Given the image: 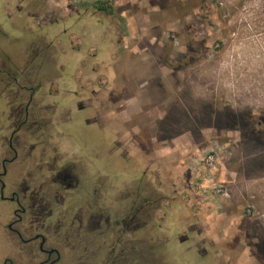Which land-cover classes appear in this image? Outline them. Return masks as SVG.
I'll return each mask as SVG.
<instances>
[{"label": "rangeland", "instance_id": "1", "mask_svg": "<svg viewBox=\"0 0 264 264\" xmlns=\"http://www.w3.org/2000/svg\"><path fill=\"white\" fill-rule=\"evenodd\" d=\"M106 1L0 0V69H33L25 81L40 91L96 87L103 100L118 97L115 74L124 69L120 84L145 97V151L123 158L106 122L103 174L118 206L121 180L151 197L137 232L150 236V264H264L263 0ZM169 145L176 151L155 155ZM209 150L216 162L205 180ZM216 184L227 196L213 198ZM13 255L3 237L0 258Z\"/></svg>", "mask_w": 264, "mask_h": 264}, {"label": "flooded vegetation", "instance_id": "2", "mask_svg": "<svg viewBox=\"0 0 264 264\" xmlns=\"http://www.w3.org/2000/svg\"><path fill=\"white\" fill-rule=\"evenodd\" d=\"M29 73L0 69V240L5 237L14 254L0 264H93L98 257L99 264H150V236L137 232L151 216V197L141 198L122 180L118 206L117 187L103 174L109 168L99 88L40 91L44 86L26 83ZM74 96L86 101L75 105L92 109V117L70 116L59 100L45 101Z\"/></svg>", "mask_w": 264, "mask_h": 264}, {"label": "crops", "instance_id": "3", "mask_svg": "<svg viewBox=\"0 0 264 264\" xmlns=\"http://www.w3.org/2000/svg\"><path fill=\"white\" fill-rule=\"evenodd\" d=\"M0 33H4V29H0ZM10 58V57H9ZM11 62V59H10ZM136 69H131L127 68V77H136L138 76L135 73ZM134 71L132 74L131 72ZM125 70L120 69L116 70V84H115V92L118 94V97L114 100H103L104 97V91L99 89L101 92V99L100 101V112H99V123L101 125V129H103V125L106 124V122L110 121L112 125H114L115 128V142L117 144L118 149L121 152V155L123 158L127 157H134V156H139L140 151L144 152L145 151V146L141 144L140 142L146 141L145 139V133H142V130H140V121H144V118L146 117V114L143 115L141 114L140 110L144 109L145 106V97L143 98H138V96L135 95L136 89L134 87L131 88V86L128 83H122L120 84V81L122 80V76H125L124 73ZM141 76V74H139ZM55 87V86H54ZM141 87V86H139ZM126 88V89H125ZM125 89V90H124ZM124 91L127 92V95H124ZM114 92V91H113ZM112 92V93H113ZM48 99V98H47ZM54 100H59V108L65 107V103H70L68 107L73 111L70 116H78L80 118H90L94 115V112L92 109H86L83 108V110H79L77 106L75 105L78 102H82L84 105H86V101L83 99H74V98H53ZM52 100V101H54ZM46 102H51L49 100H45ZM106 101V102H105ZM110 106V110L105 116L104 110H107L104 105ZM61 106V107H60ZM98 106V103H97ZM1 110H5L6 107L1 106ZM108 108V110H109ZM116 108V110H115ZM69 109V108H67ZM109 115V116H108ZM127 124L126 130H124L122 127ZM145 143V142H144ZM168 149L169 151H176V146L174 145H169L166 146L165 150L162 152H159L160 150L155 149V155H160L163 153L165 155H168ZM144 150V151H142ZM144 157V155H141ZM135 167V166H134ZM122 171V170H121ZM118 171V172H121ZM136 178H132V180H135ZM122 181V180H121ZM121 181H119L118 185H120Z\"/></svg>", "mask_w": 264, "mask_h": 264}, {"label": "built area", "instance_id": "4", "mask_svg": "<svg viewBox=\"0 0 264 264\" xmlns=\"http://www.w3.org/2000/svg\"><path fill=\"white\" fill-rule=\"evenodd\" d=\"M112 1L113 0H108L104 2V6L110 7L112 5ZM215 162H216V152H214L213 150H209L208 152H206L204 158H202L201 167L199 168L201 173L200 171L198 172L200 174H203V176H201V179L205 178L206 180V178H209L208 174L214 169ZM201 186H204V184ZM209 188L211 189L213 198L227 196V193L223 190L222 186L219 184H216Z\"/></svg>", "mask_w": 264, "mask_h": 264}, {"label": "trees", "instance_id": "5", "mask_svg": "<svg viewBox=\"0 0 264 264\" xmlns=\"http://www.w3.org/2000/svg\"><path fill=\"white\" fill-rule=\"evenodd\" d=\"M99 9H103L102 7H99ZM261 9H262V11H261V15H262V17L264 18V0L261 2ZM262 29H263V31H264V26H262ZM31 70H33V69H31ZM257 125H259V127L260 128H262L263 130H264V121L263 122H261V121H258L257 122ZM263 133H264V131H262ZM142 229V228H141ZM139 231V230H138Z\"/></svg>", "mask_w": 264, "mask_h": 264}]
</instances>
